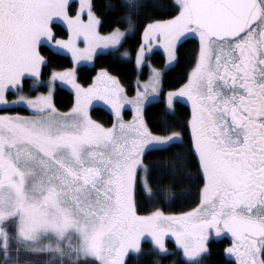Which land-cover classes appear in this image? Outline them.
<instances>
[{"label": "snow or ice", "instance_id": "snow-or-ice-1", "mask_svg": "<svg viewBox=\"0 0 264 264\" xmlns=\"http://www.w3.org/2000/svg\"><path fill=\"white\" fill-rule=\"evenodd\" d=\"M94 7L92 0L78 6L74 0H0V264H128L130 256L139 264L142 255L175 254L166 246L169 237L184 264H201L212 237L224 235L231 238L224 253L232 264H264V0H172L170 12L158 0H121L129 30L142 9L170 15L149 17L138 67L154 43L170 65L181 41L198 38L185 82L165 101L174 115V103L184 100L190 116L162 134L143 115L149 93L162 92V72L151 65L132 97L104 69L87 87L77 82L75 67L41 80L50 63L41 54L44 45L79 65L98 49L121 44L126 32L114 27L102 34ZM57 81L75 91L65 112L53 102ZM45 85L46 93L29 94ZM93 101L109 106L111 126L91 118ZM125 105L134 112L130 121L122 116ZM15 106L31 114H7ZM148 152L162 154L152 167L143 160ZM193 161L198 203L166 215L156 205L181 198ZM138 188L153 203L147 215L138 213ZM146 239L149 253L142 250Z\"/></svg>", "mask_w": 264, "mask_h": 264}, {"label": "trees", "instance_id": "trees-1", "mask_svg": "<svg viewBox=\"0 0 264 264\" xmlns=\"http://www.w3.org/2000/svg\"><path fill=\"white\" fill-rule=\"evenodd\" d=\"M94 4V10L97 16L102 20L101 32H108L114 27L127 28V23L123 22L126 16L125 13L119 10L121 0H92ZM158 3L163 5L166 12L171 11L172 0H158ZM114 6L115 11H109L108 6ZM142 14L139 17V24L128 32L123 38L121 44L116 50H108L105 52H99L94 55L91 64H79L76 67L77 81L83 85L91 83L93 76L99 69H104L109 73L117 77L119 82L125 88L127 94H132L135 90V79L137 76L145 78L148 73V66L144 65L140 72L137 71L134 64L133 56L141 42V36L144 26L151 22L152 19H165L170 17L168 14L158 13L154 9H142ZM121 20V23H117ZM57 31L63 35L64 26L62 24L57 25ZM122 51L129 53V57L122 55ZM198 52V40L197 38H189L181 41L177 51V61L164 69L162 72V93L165 90L175 89L182 85L186 80V73L190 70L195 56ZM41 54L50 61L46 67H42V79H46L52 70H62L71 65V58L69 55L57 52L50 48L48 45H44L41 48ZM151 64L161 67L164 64V55L160 50H153L148 55ZM73 93L67 88L57 85L53 92V102L57 109L65 111L73 104ZM165 102L162 98L149 102L144 106V120L147 126L156 134H162V129L166 126L172 125L174 122H178V125H184L185 121L190 116V107L184 100H179L174 103L175 113L169 115L165 111ZM124 116L130 115L129 109L123 110ZM90 116L99 123L109 126L113 122L112 112L100 105H95L90 108ZM162 158V154L159 152H148L144 157V163L152 167L153 164ZM185 171L191 173V180L185 181V189L180 199L175 203H163L157 204L165 213H182L189 211L195 207L198 203V187L201 183L197 177L196 164L193 163ZM143 175V173H141ZM179 192V190H178ZM137 200L139 202L138 213L146 214L153 210V203L145 199V196L137 189ZM229 239L225 236L219 238H212L209 243V254L204 256L201 264H232V259L228 258L224 253V249L229 243ZM167 248L170 252H174L173 255L166 257H160L156 255H142L139 264H184L182 259V253L176 250V246L173 241L166 240ZM153 248V245L145 240L142 242L143 253H149ZM128 264H136L134 258L126 257Z\"/></svg>", "mask_w": 264, "mask_h": 264}, {"label": "rangeland", "instance_id": "rangeland-1", "mask_svg": "<svg viewBox=\"0 0 264 264\" xmlns=\"http://www.w3.org/2000/svg\"><path fill=\"white\" fill-rule=\"evenodd\" d=\"M74 2L76 3V5L78 6V3H79V0H74ZM168 18H170V17H168ZM168 18H165V19H168ZM121 29V31H125L126 32V34L128 33V32H130L131 30H129L128 29V27L127 28H120ZM113 30V29H112ZM112 30H110V31H112ZM110 31H108V32H110ZM108 32H101L102 34H106V33H108ZM61 38H67L66 36L65 37H61ZM123 40V39H122ZM197 40H198V38H197ZM144 41H143V31H142V36H141V42H140V44H139V46H138V48H137V50L139 49V47H140V45L143 43ZM81 47H83V45L81 44L80 45ZM50 48H52L51 46H49ZM118 47V46H117ZM198 48H199V42H198ZM53 50H55V51H57V52H61V53H64V54H67V55H69L70 56V54H68V53H66V52H64L63 50H58V49H55V48H52ZM108 50H111V49H108ZM108 50H105V49H98L97 50V53H99V52H105V51H108ZM137 50H136V52H137ZM153 50H160L162 53H163V55H164V64L161 66V67H158V66H155V65H153V64H151L150 63V61H149V58H148V55L150 54V53H152V51ZM152 51L151 52H147L146 53V56H145V61L143 62V64L141 65V66H137L136 65V52H135V54H134V56H133V60H134V64H135V66H136V69H137V71L138 72H140L141 70H142V67L144 66V65H147L148 66V73H147V76L145 77V78H140V76H137L136 77V79H135V82H134V85H135V90H134V92L132 93V94H127L126 92H125V94L126 95H128V96H130V97H132V96H135V94H136V90H137V81H139L140 83H141V85L145 82V81H147L148 79H149V75H150V68H149V65H151V67L152 68H156V69H158V70H160L161 72H163V70L164 69H167L168 67H170V66H172L175 62H173L172 64H168V61H167V56H166V53L164 52V50H163V48L162 47H160L158 44H153V47H152ZM124 52H126V51H122V55H123V53ZM129 57V55L127 56V58ZM70 58H71V56H70ZM94 58V57H93ZM93 61V60H92ZM92 61H90V62H81L80 64H91L92 63ZM78 65H74L73 63H71V65L70 66H68L67 68H70V67H77ZM64 69H66V68H64ZM64 69H62V70H64ZM62 70H57V71H62ZM101 69H99V70H97V72L95 73V75L93 76V79L95 78V76H96V74L100 71ZM111 74V73H110ZM112 76H114L113 74H111ZM50 76V75H49ZM49 76L46 78V79H42L41 78V80H43V81H47L48 80V78H49ZM116 77V76H115ZM93 79H92V81H93ZM92 81H91V83H92ZM78 82V81H77ZM79 83V82H78ZM91 83H89V84H91ZM81 84V83H80ZM89 84H86V85H83V84H81L82 86H84V87H87ZM121 84V83H120ZM29 85H31V80L29 79L27 82H26V84H25V89H24V91L26 92V93H28L29 92ZM57 85H59V86H62V87H65V88H67L69 91H71L72 93H73V99H74V101H73V104L75 103V91H74V89H72L71 88V86L70 85H66V84H64V83H62V82H60V81H57L56 83H55V86H54V89H55V87L57 86ZM121 86H122V84H121ZM182 85H180L179 87H177V88H175V89H170V90H165L164 91V93H159V94H151V93H149V95H148V98L146 99V101H145V104H144V106L146 105V104H148L149 102H152V101H154V100H157V99H159V98H162L163 100H164V102L166 101V94H167V92L168 91H172V90H176V89H178V88H180ZM123 87V86H122ZM124 88V87H123ZM125 89V88H124ZM141 91H143V88H141L140 89ZM47 92V86L45 85V86H37L33 91H31L29 94L30 95H33V96H35V95H37V94H40V93H46ZM54 92V91H53ZM16 97H15V95H10L9 96V99H15ZM73 104L71 105V107L73 106ZM95 105H100V106H104V107H106V108H108L109 110H110V108H109V106L108 105H106V104H104L102 101H93L92 102V105L89 107V114H90V108L92 107V106H95ZM189 105V107H190V104H188ZM70 107V108H71ZM69 108V109H70ZM69 109H67V110H65V111H68ZM124 109H129L130 110V115L128 116V117H125L124 116V113H123V110ZM65 111H62V112H65ZM111 111V110H110ZM20 114V115H24V116H27V115H30L31 114V112H30V110H27L24 106H15V107H13L12 108V110L10 111V112H8L7 114ZM0 114H3V113H0ZM112 115H113V122H114V120H115V117H114V114L112 113ZM133 115H134V112H133V110H132V106H130V105H125L124 106V108L122 109V116H123V118L126 120V121H130V120H132V118H133ZM92 118V117H91ZM93 119V118H92ZM93 120H95V119H93ZM98 122V121H97ZM112 122V123H113ZM109 126H111V125H109ZM150 213V212H149ZM149 213H146V214H140V215H147V214H149ZM166 215H168V214H173V215H178V214H180V213H165ZM212 238H219V237H215V236H213ZM167 239H169V240H171V241H173V243H174V238H171V237H169V238H167ZM166 239V240H167ZM147 240V239H146ZM175 244V243H174ZM230 245V242L227 244V246L226 247H228ZM166 246H167V244H166ZM225 247V248H226ZM227 256V255H226ZM228 258H231V257H229V256H227ZM232 259V258H231Z\"/></svg>", "mask_w": 264, "mask_h": 264}, {"label": "flooded vegetation", "instance_id": "flooded-vegetation-1", "mask_svg": "<svg viewBox=\"0 0 264 264\" xmlns=\"http://www.w3.org/2000/svg\"><path fill=\"white\" fill-rule=\"evenodd\" d=\"M225 237H226L227 239H229V241H230L231 238H230L229 236H226V235H225Z\"/></svg>", "mask_w": 264, "mask_h": 264}, {"label": "water", "instance_id": "water-1", "mask_svg": "<svg viewBox=\"0 0 264 264\" xmlns=\"http://www.w3.org/2000/svg\"><path fill=\"white\" fill-rule=\"evenodd\" d=\"M226 236H228V235H226Z\"/></svg>", "mask_w": 264, "mask_h": 264}]
</instances>
